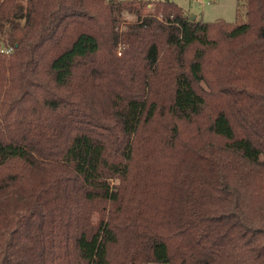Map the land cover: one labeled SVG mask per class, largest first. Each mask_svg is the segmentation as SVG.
<instances>
[{
  "label": "trees",
  "instance_id": "obj_1",
  "mask_svg": "<svg viewBox=\"0 0 264 264\" xmlns=\"http://www.w3.org/2000/svg\"><path fill=\"white\" fill-rule=\"evenodd\" d=\"M238 3L0 0V264H264V0Z\"/></svg>",
  "mask_w": 264,
  "mask_h": 264
},
{
  "label": "rangeland",
  "instance_id": "obj_2",
  "mask_svg": "<svg viewBox=\"0 0 264 264\" xmlns=\"http://www.w3.org/2000/svg\"><path fill=\"white\" fill-rule=\"evenodd\" d=\"M151 3L159 0H147ZM184 9L186 14L193 21H203L206 23H215L224 21L229 24H235L245 16L244 7H240L238 0H170ZM129 21L134 20L133 16H125ZM5 42L0 38V48Z\"/></svg>",
  "mask_w": 264,
  "mask_h": 264
},
{
  "label": "built area",
  "instance_id": "obj_3",
  "mask_svg": "<svg viewBox=\"0 0 264 264\" xmlns=\"http://www.w3.org/2000/svg\"><path fill=\"white\" fill-rule=\"evenodd\" d=\"M0 51L2 53L11 54L13 52V49L12 48H5V46L2 45L1 48H0Z\"/></svg>",
  "mask_w": 264,
  "mask_h": 264
},
{
  "label": "water",
  "instance_id": "obj_4",
  "mask_svg": "<svg viewBox=\"0 0 264 264\" xmlns=\"http://www.w3.org/2000/svg\"><path fill=\"white\" fill-rule=\"evenodd\" d=\"M192 20V19H191Z\"/></svg>",
  "mask_w": 264,
  "mask_h": 264
}]
</instances>
